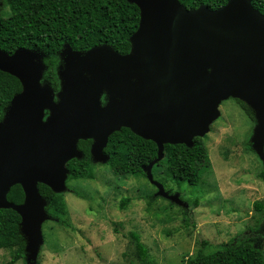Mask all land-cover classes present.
Here are the masks:
<instances>
[{"label": "water", "instance_id": "95a60500", "mask_svg": "<svg viewBox=\"0 0 264 264\" xmlns=\"http://www.w3.org/2000/svg\"><path fill=\"white\" fill-rule=\"evenodd\" d=\"M128 2L140 13L129 52L64 44L57 91L41 82V52L0 48V71L21 84L0 120V209L20 216L29 264H35L42 223L49 219L38 184L66 190V164L82 157L79 140H91L93 163L108 161V137L123 127L154 142L157 155L143 171L163 193L151 170L163 159L164 145L192 147L210 131L220 103L232 97L253 112L250 143L264 160V15L251 0H228L217 9H187L179 0ZM16 184L24 193L20 204L7 199Z\"/></svg>", "mask_w": 264, "mask_h": 264}, {"label": "rangeland", "instance_id": "374dc122", "mask_svg": "<svg viewBox=\"0 0 264 264\" xmlns=\"http://www.w3.org/2000/svg\"><path fill=\"white\" fill-rule=\"evenodd\" d=\"M0 12L9 13L5 0ZM41 60L47 69L43 53ZM41 82L49 83L43 77ZM237 101L220 103V114L203 137L210 167L196 186H179L155 168L152 180L161 185L160 193L145 172L117 177L102 162L93 163V179L67 177L66 190L55 193L65 201L66 213L48 211L47 201L44 206L49 219L42 223L35 264H128L134 259L130 231L139 234L151 264H186L201 240L213 250L234 239H258L264 253V217L254 209L256 202L264 204V175H259L264 160L250 143L256 122ZM123 198L130 201L122 209ZM10 259V251L0 249V264ZM13 264L29 263L24 257Z\"/></svg>", "mask_w": 264, "mask_h": 264}, {"label": "trees", "instance_id": "16d2710c", "mask_svg": "<svg viewBox=\"0 0 264 264\" xmlns=\"http://www.w3.org/2000/svg\"><path fill=\"white\" fill-rule=\"evenodd\" d=\"M228 0H179L187 9L200 4L217 9ZM252 6L264 15V0H251ZM9 13L0 12V48L11 54L18 48L34 49L42 52L49 67L43 78L57 90L59 82L56 75L57 54L64 44L72 49L84 51L93 46L108 44L120 54L130 50L129 38L139 24V8L128 0H5ZM19 80L0 71V120L12 97L20 92ZM254 122L251 109L237 101ZM249 144V143H248ZM91 140H79L82 152L80 159H71L66 166L69 179H93V162L90 158ZM250 146V144H249ZM104 152L109 155L106 164L117 177L143 176V167L157 155V146L143 139L128 128H121L108 137ZM210 167L203 138H194L193 146L184 144H165L164 157L153 166L161 168L168 180L181 185L196 186L201 174ZM263 176V171L259 173ZM40 195L48 202V211L65 214L66 204L60 194H55L45 184H38ZM7 199L14 204L22 203L24 193L20 185L12 186ZM130 201L123 198L120 207L125 208ZM256 212L264 217V204H254ZM261 218V219H262ZM20 216L12 209H0V249H7L13 264L24 258L25 240L20 233ZM69 226V224L64 223ZM134 259L128 264H151L148 250L135 231L129 232ZM186 264H264V253L258 239L253 241L230 240L210 250L206 240L196 254Z\"/></svg>", "mask_w": 264, "mask_h": 264}, {"label": "flooded vegetation", "instance_id": "af4514ba", "mask_svg": "<svg viewBox=\"0 0 264 264\" xmlns=\"http://www.w3.org/2000/svg\"><path fill=\"white\" fill-rule=\"evenodd\" d=\"M57 67V65H55V68Z\"/></svg>", "mask_w": 264, "mask_h": 264}]
</instances>
